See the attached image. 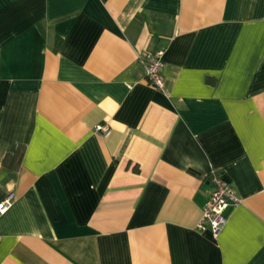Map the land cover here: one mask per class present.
<instances>
[{
    "label": "crops",
    "instance_id": "crops-1",
    "mask_svg": "<svg viewBox=\"0 0 264 264\" xmlns=\"http://www.w3.org/2000/svg\"><path fill=\"white\" fill-rule=\"evenodd\" d=\"M8 196L0 264H264V0H0Z\"/></svg>",
    "mask_w": 264,
    "mask_h": 264
},
{
    "label": "built area",
    "instance_id": "built-area-1",
    "mask_svg": "<svg viewBox=\"0 0 264 264\" xmlns=\"http://www.w3.org/2000/svg\"><path fill=\"white\" fill-rule=\"evenodd\" d=\"M164 49H159L145 54L142 62L145 69L147 82L155 88L163 86ZM96 131L108 133L105 125H97ZM212 189L201 208V218L198 222V229L208 228L214 237H217L227 223L228 217L225 214L229 206L236 205L238 198L232 186L215 172L211 174ZM10 196L0 202V213L10 205Z\"/></svg>",
    "mask_w": 264,
    "mask_h": 264
},
{
    "label": "trees",
    "instance_id": "trees-1",
    "mask_svg": "<svg viewBox=\"0 0 264 264\" xmlns=\"http://www.w3.org/2000/svg\"><path fill=\"white\" fill-rule=\"evenodd\" d=\"M23 154L22 148L18 147L17 150L13 154L6 155L3 162L8 163L9 165H14L15 163H19ZM192 173L196 174L191 170Z\"/></svg>",
    "mask_w": 264,
    "mask_h": 264
}]
</instances>
